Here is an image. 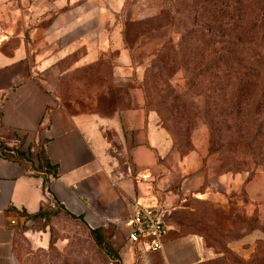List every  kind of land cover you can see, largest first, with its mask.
Here are the masks:
<instances>
[{"label":"crops","instance_id":"0c3cea01","mask_svg":"<svg viewBox=\"0 0 264 264\" xmlns=\"http://www.w3.org/2000/svg\"><path fill=\"white\" fill-rule=\"evenodd\" d=\"M124 1L0 0V139L26 153L43 147L57 168L45 182L44 172L0 152V264H22L16 224L48 204L46 192L91 228L111 230L122 264H222V253L185 218L210 203L226 207L242 176L210 180L200 150L176 147L145 108L128 50H120L115 84L129 90L130 105L72 113L56 96L60 77L112 47L104 23L116 20ZM158 203L169 231L153 251L129 232L136 205Z\"/></svg>","mask_w":264,"mask_h":264},{"label":"rangeland","instance_id":"374dc122","mask_svg":"<svg viewBox=\"0 0 264 264\" xmlns=\"http://www.w3.org/2000/svg\"><path fill=\"white\" fill-rule=\"evenodd\" d=\"M208 29L210 0H125L116 20L104 23V31L113 35L112 47L96 62L60 77L55 92L72 113L104 114L130 105L129 90L115 84L120 50L126 48L145 108L156 112L176 146L182 152L200 150L210 180L242 176L240 190L226 207L203 205L195 214L200 221L188 214L186 225L197 226L194 230L210 248L222 253V264H264V160L218 161L210 154V128L204 123L210 121ZM202 66L206 76L190 81L185 71ZM42 209L40 217L25 215L16 224L22 264H122L119 255L97 246L93 228L77 215L59 205ZM108 242L116 253L112 240Z\"/></svg>","mask_w":264,"mask_h":264},{"label":"trees","instance_id":"16d2710c","mask_svg":"<svg viewBox=\"0 0 264 264\" xmlns=\"http://www.w3.org/2000/svg\"><path fill=\"white\" fill-rule=\"evenodd\" d=\"M207 31L210 121L204 123L210 128V154L216 155L218 161L264 160V0H210ZM206 70L202 66L189 74L185 72L193 82L206 76ZM186 126L189 127L188 122ZM0 152L44 172L45 182L57 174L41 146L26 153L0 139ZM42 210L27 216L40 217ZM91 235L97 246L118 257L108 242L111 230L93 229Z\"/></svg>","mask_w":264,"mask_h":264},{"label":"built area","instance_id":"2783aa9c","mask_svg":"<svg viewBox=\"0 0 264 264\" xmlns=\"http://www.w3.org/2000/svg\"><path fill=\"white\" fill-rule=\"evenodd\" d=\"M46 196L50 206H57L50 192H46ZM166 215L167 210L160 203L151 206L136 205L131 217L130 241L143 243L153 251L162 249L169 231Z\"/></svg>","mask_w":264,"mask_h":264}]
</instances>
